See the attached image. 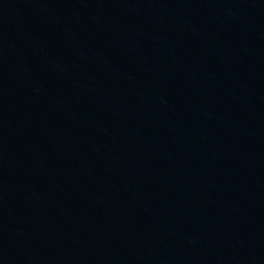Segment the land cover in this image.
Masks as SVG:
<instances>
[{"label":"water","instance_id":"water-1","mask_svg":"<svg viewBox=\"0 0 264 264\" xmlns=\"http://www.w3.org/2000/svg\"><path fill=\"white\" fill-rule=\"evenodd\" d=\"M0 264H264V0H0Z\"/></svg>","mask_w":264,"mask_h":264}]
</instances>
